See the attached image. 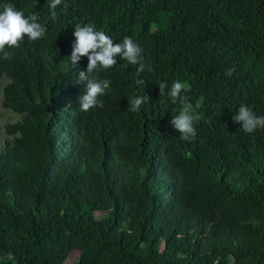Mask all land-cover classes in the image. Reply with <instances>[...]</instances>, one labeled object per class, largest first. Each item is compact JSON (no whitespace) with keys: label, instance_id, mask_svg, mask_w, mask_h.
I'll return each mask as SVG.
<instances>
[{"label":"trees","instance_id":"trees-1","mask_svg":"<svg viewBox=\"0 0 264 264\" xmlns=\"http://www.w3.org/2000/svg\"><path fill=\"white\" fill-rule=\"evenodd\" d=\"M6 3L45 34L0 53L20 115L0 135V264H264V128L232 119L264 116V0H62L55 19L50 0ZM85 24L131 38L145 71L117 57L92 74L110 81L103 107L81 111L88 59L69 56ZM184 98L189 140L170 123Z\"/></svg>","mask_w":264,"mask_h":264},{"label":"clouds","instance_id":"clouds-1","mask_svg":"<svg viewBox=\"0 0 264 264\" xmlns=\"http://www.w3.org/2000/svg\"><path fill=\"white\" fill-rule=\"evenodd\" d=\"M62 0H50L49 7L53 11L51 16L56 18L54 11ZM67 7V5H65ZM0 11V53H3L4 59L10 58V53L5 48H17L20 42L27 37L30 41H37L45 34V28L37 22L39 19L37 14H31L25 17L23 11L17 10L13 4L6 3ZM75 41L72 43V51L69 56L72 66H76L81 57H87L88 64L85 70L78 73V83L86 81L85 92L79 98V107L81 111H88L96 106L103 107L99 96L105 94L109 88L110 81L99 80L93 77L94 72L101 69H110L117 63V57L126 60L129 64L137 66L136 75L139 77L145 71V64L142 61L143 49L129 37H125L122 42L114 43L113 39L103 31L95 30L92 24L83 26L76 25L74 31ZM149 72L152 71L151 66L147 67ZM235 68H230L225 73L231 77ZM136 85L144 84L143 79L135 80ZM185 85L179 81L173 82L167 95L176 101L181 96V91ZM167 84L164 81L159 82L160 95L165 94ZM148 99L147 96H136L129 100L130 110L137 112L142 104ZM193 105L184 98L182 110L178 115L174 116L170 121L171 125L181 134V139L189 140L196 135L193 127L192 115ZM233 121L241 125V129L245 133H253L258 128H264V116H257L251 108L241 105L235 115Z\"/></svg>","mask_w":264,"mask_h":264},{"label":"rangeland","instance_id":"rangeland-1","mask_svg":"<svg viewBox=\"0 0 264 264\" xmlns=\"http://www.w3.org/2000/svg\"><path fill=\"white\" fill-rule=\"evenodd\" d=\"M19 118H20V115L17 112H14L10 109L3 107L2 90H0V135H3L6 133L5 126L7 123L14 122L18 120ZM68 263H70V261H68Z\"/></svg>","mask_w":264,"mask_h":264}]
</instances>
